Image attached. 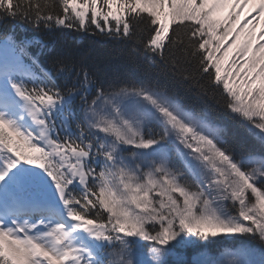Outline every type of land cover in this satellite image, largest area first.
I'll use <instances>...</instances> for the list:
<instances>
[{
	"label": "snow or ice",
	"instance_id": "1",
	"mask_svg": "<svg viewBox=\"0 0 264 264\" xmlns=\"http://www.w3.org/2000/svg\"><path fill=\"white\" fill-rule=\"evenodd\" d=\"M261 17L0 0V264H264ZM96 33L123 70L77 47Z\"/></svg>",
	"mask_w": 264,
	"mask_h": 264
},
{
	"label": "trees",
	"instance_id": "2",
	"mask_svg": "<svg viewBox=\"0 0 264 264\" xmlns=\"http://www.w3.org/2000/svg\"><path fill=\"white\" fill-rule=\"evenodd\" d=\"M77 39L79 41L77 47L88 56L89 62L98 69L116 72L126 67L124 59L118 54L120 45L117 41L106 38L99 33L86 36L78 35Z\"/></svg>",
	"mask_w": 264,
	"mask_h": 264
},
{
	"label": "rangeland",
	"instance_id": "3",
	"mask_svg": "<svg viewBox=\"0 0 264 264\" xmlns=\"http://www.w3.org/2000/svg\"><path fill=\"white\" fill-rule=\"evenodd\" d=\"M249 7L244 8L243 12L241 13L240 19L237 22V28L241 27L247 20L251 19V15H247V16L245 15L246 13H249ZM229 10L230 9H226V11H229ZM237 11H239V8H237ZM254 14L255 13H252V15H254ZM261 27H264V17L260 18V24L256 28L257 35L259 34ZM232 39H233V37H229L227 43H231ZM227 43H226L225 47H227ZM228 62L230 63V61H228Z\"/></svg>",
	"mask_w": 264,
	"mask_h": 264
}]
</instances>
